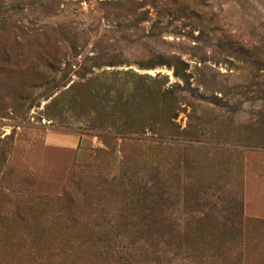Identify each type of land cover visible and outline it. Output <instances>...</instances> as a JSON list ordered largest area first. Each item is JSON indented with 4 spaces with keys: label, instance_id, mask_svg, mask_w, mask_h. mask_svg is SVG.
I'll return each instance as SVG.
<instances>
[{
    "label": "rangeland",
    "instance_id": "obj_1",
    "mask_svg": "<svg viewBox=\"0 0 264 264\" xmlns=\"http://www.w3.org/2000/svg\"><path fill=\"white\" fill-rule=\"evenodd\" d=\"M0 264H264V0H0Z\"/></svg>",
    "mask_w": 264,
    "mask_h": 264
}]
</instances>
